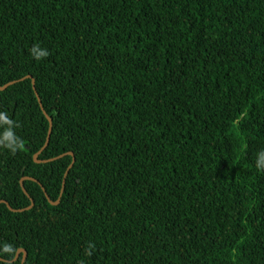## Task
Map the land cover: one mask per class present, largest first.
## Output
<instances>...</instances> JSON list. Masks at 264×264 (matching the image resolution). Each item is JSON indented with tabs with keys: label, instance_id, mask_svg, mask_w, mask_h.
I'll return each instance as SVG.
<instances>
[{
	"label": "trees",
	"instance_id": "16d2710c",
	"mask_svg": "<svg viewBox=\"0 0 264 264\" xmlns=\"http://www.w3.org/2000/svg\"><path fill=\"white\" fill-rule=\"evenodd\" d=\"M12 81L0 264H264V0H0Z\"/></svg>",
	"mask_w": 264,
	"mask_h": 264
},
{
	"label": "water",
	"instance_id": "95a60500",
	"mask_svg": "<svg viewBox=\"0 0 264 264\" xmlns=\"http://www.w3.org/2000/svg\"><path fill=\"white\" fill-rule=\"evenodd\" d=\"M24 79H30L31 89H32L33 92H34V96H35V98H36V101H37V103H38V105H39V107H40V109H41L42 114L44 115V117H45V119H46V121H47V123H48V128H47V133H46L45 142H44L43 146L41 147V149H40L37 153H35V154L32 156L33 162L36 163V164H45V163H48V162H51V161H55V160H57V159H59V158H62V157H64L65 155H70V156L72 157V160H71L70 164L68 165V167L66 168V170H65V172H64V174H63V177H62V183H61V189H60V193H59V197H58L57 200L54 201V202L51 201V200L49 199V197L47 196V194L45 193V191H44V189L41 187V185H40L35 179H33V178L23 177L22 179H20V181H19V185H20L21 191L27 196V194H26V192H25V190H24V188H23V184H22L23 181H24V180H29V181H32V182L37 183V184L40 186L41 190L43 191L44 196H45L47 202H48L50 205L55 206V205H57V204L59 203V198H60V196H61V194H62L63 187H64V181H65V178H66V175H67L68 171L70 170V168H71L72 165H73L74 158H73V155H72L71 153H66V154H62V155H59V156H57V157H55V158L48 159V160H38V159H37L38 156H39V154L44 150V148L46 147V145H47V143H48L49 136H50V132H51V120H50V118L45 114V112L43 111V109H42V107H41V105H40V100H39V98H38L37 93L35 92V88H34V82H33V80H32L30 77H25V78L20 79L19 81H23ZM16 82H18V81H12V82H9V83L5 84L4 86L0 87V90H4V89L7 88L8 86L13 85V84H15ZM29 201H30V205H29L27 208H25V209H20V210H14V209H12V208H11V207H10L5 201H0V204H4V205L6 206V208H7L10 212H14V213H15V212H22L23 210H28V209L32 208V206H33V201H32L31 199H29ZM19 254H22V255H21V263H20V264H23V262H24V260H25V258H26V253H25V251L22 250V249H18V250L16 251V253H15L14 258H13L11 261H9V262L11 263V262L15 261V260L18 258ZM0 261H4V262H6V261L3 260V259H0Z\"/></svg>",
	"mask_w": 264,
	"mask_h": 264
},
{
	"label": "clouds",
	"instance_id": "9594fccd",
	"mask_svg": "<svg viewBox=\"0 0 264 264\" xmlns=\"http://www.w3.org/2000/svg\"><path fill=\"white\" fill-rule=\"evenodd\" d=\"M31 53L34 55V58L36 59H41L45 56H47V51L46 50H41L39 49L38 45H34L33 48L31 49ZM0 120H3V114H0ZM7 123V121H4ZM15 150V149H13ZM256 167L257 169L264 170V150L260 151L257 153V159H256ZM5 252L11 251V249L7 246L4 248Z\"/></svg>",
	"mask_w": 264,
	"mask_h": 264
}]
</instances>
